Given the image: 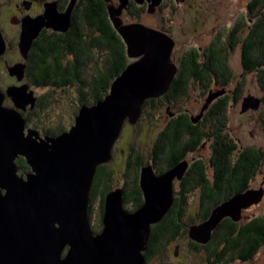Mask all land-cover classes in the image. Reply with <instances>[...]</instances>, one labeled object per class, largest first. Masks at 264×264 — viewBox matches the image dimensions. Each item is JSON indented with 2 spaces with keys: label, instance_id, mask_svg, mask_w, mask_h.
Segmentation results:
<instances>
[{
  "label": "water",
  "instance_id": "water-1",
  "mask_svg": "<svg viewBox=\"0 0 264 264\" xmlns=\"http://www.w3.org/2000/svg\"><path fill=\"white\" fill-rule=\"evenodd\" d=\"M75 1L70 0L63 11L55 1H46L42 13L24 15L17 40L22 60L5 61L7 73L22 82L0 87V264H146L151 225L172 206L174 179L181 180L188 167L187 161H180L157 173L151 163L141 165L138 183L143 203L129 210L123 188L109 190L102 227L95 232L89 210L97 167L112 159L124 123L138 121L145 100L166 93L178 65L172 57L175 39L169 32L140 21L124 22L123 9L131 0H107L110 20L133 60L102 99L80 105L68 129L51 135L27 127L22 112L33 108L38 97L23 80L29 50L43 28L70 27ZM147 1V10L153 12L162 0ZM8 44L0 28V57ZM6 97L12 105L5 104ZM259 103L248 95L242 111L256 109ZM20 156L29 165L22 174L16 162ZM263 196L264 189L253 187L234 193L214 206L206 219L189 225L188 236L207 243L223 218L239 220L242 208Z\"/></svg>",
  "mask_w": 264,
  "mask_h": 264
},
{
  "label": "trees",
  "instance_id": "trees-1",
  "mask_svg": "<svg viewBox=\"0 0 264 264\" xmlns=\"http://www.w3.org/2000/svg\"><path fill=\"white\" fill-rule=\"evenodd\" d=\"M107 3V0H78L71 15L69 29L66 31L43 29L33 40L29 50L25 81L35 87L76 86L80 105H90L102 99L108 93L114 78L131 60L122 37L110 20ZM137 5L132 1L128 7L130 14L136 19L145 10L143 5ZM162 5L161 3L159 6ZM249 5L250 27L245 34L241 33L242 29L239 27L236 31L237 36L233 32L231 34L233 37H229L233 41L224 42L218 35L205 47L191 46L179 52L178 70L168 90L160 97L146 99L143 108L148 103L157 106L164 102H174L186 92L191 79L205 88L223 87L224 81H227L232 73L227 53L238 43L245 72H257L260 81L264 82V0H251ZM158 29L168 32L164 28ZM8 45V48L12 47L11 43ZM211 92L210 95L213 94ZM238 93L240 94V88L231 96L226 94L211 102L197 123L193 122L190 115L182 112L172 116L158 132L153 148L157 158L166 164L164 168L158 169L159 172L171 167L184 153L195 150L206 141L210 143L211 154L207 159L198 157L190 162L179 181V192L172 206L160 221L151 225L144 250L147 261H150L157 252H163L165 243L188 231L189 225L185 222H183L185 225L182 224L181 211L190 190L194 188L199 190L202 204L196 219L190 221L192 224L206 219L214 206L234 193L248 187L256 188L252 186V181L262 167L264 150L245 147L237 151L238 146L226 130L227 105L230 97L234 100L240 97ZM49 94L51 91L38 96L35 106L28 107L22 112L26 123H31L33 117L39 115L38 109L44 107L50 100ZM63 130L64 127L57 126L53 129H44L42 134L57 135ZM16 162L21 172L29 169L24 157H18ZM145 163L148 162L144 161L142 153H137L132 148L126 159L127 170L133 168L131 185L128 188L122 187L124 205L130 203L132 205L130 210L136 209L144 201L138 174L141 165ZM111 177L112 171L108 162L98 165L90 191L89 210L91 222L92 203L96 194L100 193V226L94 227L95 232L100 231L102 227L104 201L107 192L111 190L109 183ZM262 202L261 214L246 221L240 220L241 218L234 220L225 217L213 231L208 245L199 244L207 246V251L210 252L208 255L216 257L217 262L227 263L235 259L246 261L251 258L264 245V198ZM199 244L191 242L190 247L197 250L201 247Z\"/></svg>",
  "mask_w": 264,
  "mask_h": 264
},
{
  "label": "rangeland",
  "instance_id": "rangeland-1",
  "mask_svg": "<svg viewBox=\"0 0 264 264\" xmlns=\"http://www.w3.org/2000/svg\"><path fill=\"white\" fill-rule=\"evenodd\" d=\"M45 1L50 0H36L35 5L27 9L26 5L22 4L23 0H0V28L6 41L12 44V47H9L0 58V87L2 89H5L9 84L22 82L18 81L14 76H10L4 65L5 61L13 63L22 60L17 48L19 23L14 21V15L35 14L38 11H42L43 2ZM77 1H75V4ZM111 1L113 2V0ZM114 2L118 3V0ZM161 2L163 5L161 7L157 6L153 12L147 10V2L144 1L143 4H138L139 6L143 5L145 10L141 12L137 19L136 17L133 18L128 9H123L121 17L124 22H134L133 19H135V21H140L147 26L167 29L175 39L172 57L177 65L179 52L181 53L184 49L191 46L205 47L216 39L218 35L224 42L233 41L229 37L233 32L237 36V28L240 27L242 29L241 33L245 34L244 32L250 27L248 5L251 0H162ZM17 3L20 5L19 8L16 7ZM65 3L68 5L69 0H64L63 7ZM229 44L234 45L233 43ZM232 48L233 50L227 53L228 65L232 73L229 79L224 81L223 87H215L213 85L215 88H211V91H213L211 92L209 87L205 88L199 82L196 83V81L191 79L188 82L189 85L186 92L171 104L163 103L153 106L151 105L152 103H148L142 109V114L136 124L124 123L121 134L113 146V157L108 162V166L112 171V177L109 181L111 189L123 186L128 188L131 185L133 168L128 170L126 168L128 153L133 148L135 152L142 153L144 161L149 162V153L157 139L158 132L172 116H175L172 113H176L178 110L194 118L203 116L211 102L226 94L231 96L239 88L240 94L238 93V95L240 97L237 100L230 97L227 105L226 116L228 123L226 130L229 137L238 146L237 151L245 147L262 148L264 150V82L260 81L257 72H245L241 62L240 44L238 43ZM240 80L241 83L239 84ZM29 88L33 89L34 94L37 96H42L50 91L51 94H49L48 100H50L48 103L38 109L37 113L39 115L34 116L31 123H26L27 127L40 130V134H42L44 129H53L57 126L68 129L73 124L80 106L76 86L67 85L63 88H57L30 85ZM210 92L213 94L210 95ZM248 95L257 97L260 103L256 109L249 107L246 111H242L243 99ZM210 97L214 98L211 102H207V98ZM5 104L12 105L8 97L5 99ZM168 106L170 107L168 108ZM210 154V143L206 141L192 154L188 155L187 158L191 162L193 157L207 159ZM158 164L162 166V160H159ZM175 179L174 189L176 190L175 197H177L179 185ZM252 186L264 189V161L252 181ZM198 195L199 190L195 188L188 192L182 222L191 224L190 221L196 219L198 214L196 208ZM100 198V193H97L92 203L93 211L91 215L93 217L91 226L93 229L99 225L98 203L101 200ZM262 203V200H260L242 208L240 220L246 221L261 214L263 212ZM125 207L130 210L132 205L128 203ZM189 242L190 237L187 232L179 235L176 239L165 243L163 252H157L150 261H146V264H210L207 260L216 258L212 254L208 255L210 252L206 250L192 249ZM217 264H264V245L246 261L235 259V261L230 263Z\"/></svg>",
  "mask_w": 264,
  "mask_h": 264
},
{
  "label": "flooded vegetation",
  "instance_id": "flooded-vegetation-1",
  "mask_svg": "<svg viewBox=\"0 0 264 264\" xmlns=\"http://www.w3.org/2000/svg\"><path fill=\"white\" fill-rule=\"evenodd\" d=\"M50 1H55L56 2V4H57V6H58V9L60 10V11H63L65 8H66V3H65V5H64V7H63V4H64V0H50ZM70 1V0H69ZM115 0H113V2H114ZM132 1H134V0H131L130 2H132ZM46 2V1H45ZM45 2H43V3H45ZM145 2H147V4H148V1L147 0H145ZM35 3H36V0H23V2H22V4H25L26 5V8L27 9H29L30 7H32V5H35ZM115 3V2H114ZM162 3V2H161ZM136 4H143V3H136ZM160 5V4H159ZM158 5V6H159ZM43 6V5H42ZM16 7H20V5L17 3L16 4ZM129 7V6H128ZM43 9H42V11H38L37 13H35V14H32V13H26V14H15L14 15V18L16 19V20H19L17 23H19V31H20V19L24 16V15H27V14H29V15H31V16H35V15H37V14H39V13H42L43 12V10H44V6L42 7ZM74 9V8H73ZM72 12H73V10H72ZM43 29H50V28H43ZM42 29V30H43ZM69 29V28H68ZM52 30V29H51ZM19 34V33H18ZM9 46V45H8ZM4 65H5V63H4ZM24 81H25V79H24ZM211 90V89H210ZM209 90V91H210ZM7 98V97H6ZM165 103V102H164ZM172 102H168V104H171ZM170 106H168V108H169ZM182 113V111H176V113H172L173 115L175 114V115H178V114H181ZM184 113V112H183ZM190 117H191V119L192 120H194V117H192L191 115H190ZM201 117L202 116H199L198 118H197V116L195 117V119H196V123L197 122H199L200 121V119H201ZM201 145H203V143L201 144ZM199 146H197L196 147V149L195 150H197V148H198ZM195 150H191L189 153H184V155H182L181 157H180V160L178 161V162H176L175 164H177V163H179L180 161H187L188 162V166H189V164H190V161H189V159L187 158V156L188 155H190V154H192ZM155 149L154 148H152L151 149V151H150V153H149V162L148 163H151L152 164V166H153V168L155 169V171L157 172V173H162V172H164V171H162V172H159L158 171V169H161V168H164L165 167V163H162V166L161 167H159V166H157V164H156V162H157V160H159L158 158H157V156H156V154H155ZM193 159H197L196 157H193ZM192 159V160H193ZM174 164V165H175ZM173 166V165H172ZM171 166V167H172ZM170 168V167H169ZM168 169V168H167ZM166 169V170H167ZM187 169H188V167H187ZM186 169V170H187ZM163 170V169H162ZM18 172L19 173H23V172H21V170L19 171V169H18ZM186 172V171H185ZM185 172H184V174H185ZM184 176V175H183ZM177 182H178V185H179V181H181V180H179V179H175ZM175 190V189H174ZM175 194H176V190H175ZM263 198H264V196H263ZM263 200V199H262ZM186 204L187 203H184V208H183V210L181 211L182 213H184L185 212V206H186ZM201 206H202V204H201V194L199 193V195H198V198H197V201H196V208H197V211H198V214L200 213V211H201ZM98 209H99V215L101 214V203L99 202L98 203ZM198 214L196 215V216H198ZM182 215V214H181ZM99 223H100V219H99ZM194 223H196V222H194ZM194 223H192V224H194ZM182 224H184L183 222H182ZM185 225V224H184ZM188 225H191V224H188ZM100 226V225H99ZM96 228H97V226H96ZM187 233H188V231H187ZM212 235H213V232H212ZM211 239H212V237H211ZM194 243L195 245H198L199 244V242L197 243L196 241H194V240H191L190 239V242H189V245H190V243ZM200 245V244H199ZM202 245H204V244H201L200 246L201 247H199V249H203V250H206L207 251V246H202ZM207 245H208V243H207ZM192 247V246H191ZM219 255V254H218ZM229 261V260H228ZM233 261H235V260H231V261H229V262H227V261H225V262H227V263H230V262H233ZM207 262H209L210 264H217V263H224V261H219V262H217L216 261V259H213V260H207Z\"/></svg>",
  "mask_w": 264,
  "mask_h": 264
},
{
  "label": "clouds",
  "instance_id": "clouds-1",
  "mask_svg": "<svg viewBox=\"0 0 264 264\" xmlns=\"http://www.w3.org/2000/svg\"><path fill=\"white\" fill-rule=\"evenodd\" d=\"M135 2V1H134ZM135 3H137V2H135Z\"/></svg>",
  "mask_w": 264,
  "mask_h": 264
}]
</instances>
